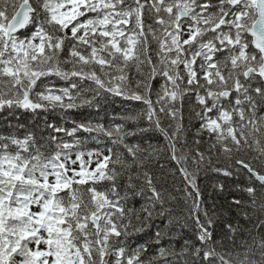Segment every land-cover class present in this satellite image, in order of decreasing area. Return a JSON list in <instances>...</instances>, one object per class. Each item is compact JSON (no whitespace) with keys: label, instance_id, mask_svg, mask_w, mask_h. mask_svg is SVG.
<instances>
[{"label":"snow or ice","instance_id":"snow-or-ice-1","mask_svg":"<svg viewBox=\"0 0 264 264\" xmlns=\"http://www.w3.org/2000/svg\"><path fill=\"white\" fill-rule=\"evenodd\" d=\"M0 121V264H264V0H0Z\"/></svg>","mask_w":264,"mask_h":264},{"label":"trees","instance_id":"trees-1","mask_svg":"<svg viewBox=\"0 0 264 264\" xmlns=\"http://www.w3.org/2000/svg\"><path fill=\"white\" fill-rule=\"evenodd\" d=\"M62 83V82H60ZM132 102H125V104H129ZM95 110H89L87 108L84 109H80V110H72L67 114H63V113H55L54 115H52L51 117H48V114H45L44 117H40V118H30L28 116H24L21 118V123H23L25 125V128H21L18 129L17 134L22 136L24 134V131L27 128H30L34 125L36 119H44L45 117L52 119L54 121L59 122L60 124H62L64 127H68L71 128L72 125V121L73 120H83L85 118H90V113L94 115ZM109 115H115L117 117V122H119V114L121 112V105L119 102H117L115 105H113L112 107L109 108L108 110ZM103 115V114H102ZM2 121H0V132L5 131L4 127L2 126ZM13 123H15V121H13ZM198 121L193 119L191 121V125H197ZM185 127L189 129L188 133H187V138H188V147L195 149L197 147H199L202 151H205L207 153L208 150V144L207 143H203L201 145H196L195 143H193V137L195 134V128L190 126V123L188 121L187 116L185 117ZM83 135H87V134H83ZM205 140H207V137H204ZM161 144H163V138L161 137ZM98 145L95 143V141L89 140L87 142V147L88 148H95ZM100 147H102V145H99ZM212 163L213 165L219 167L222 166L221 164H217V158L215 155H213V159H212ZM159 164H163L164 167L163 168H159L157 164L154 163L153 167L156 170V174L159 175L161 177L162 180H167V182L170 184L172 182V176L170 175V169L172 167L173 162L169 161L166 157L165 154L161 155V159L159 161ZM220 180H223V177H219ZM218 180V176L215 172L211 171L210 169L207 171H201L200 173V177L198 180V183L200 185L201 191L203 192L204 195V199L206 201H211L214 200L217 204V207H219L222 204H225L226 201L235 199L239 196V192L238 190L231 184H228L224 190V192L222 194L217 193L212 185L217 183ZM157 223H159V221H157ZM179 231V230H177ZM188 237H191L192 240H195V237L192 235V233L188 230H185V233L179 236H173L171 239H169L168 237H165L162 241L160 245L151 243V241H149L147 239L146 236H137V237H133V241L135 243V241H139L140 243L144 244L147 243L150 245V251L152 252V255L154 256H158L159 255V248L160 247H164V248H172L174 249V251L179 254L181 249L184 247V240ZM169 261L171 262V264H184V260L177 255L175 258L173 257H168Z\"/></svg>","mask_w":264,"mask_h":264}]
</instances>
